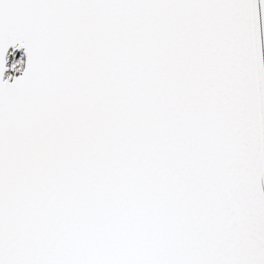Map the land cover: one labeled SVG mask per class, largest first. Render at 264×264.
<instances>
[{
  "label": "snow or ice",
  "instance_id": "6c2138e0",
  "mask_svg": "<svg viewBox=\"0 0 264 264\" xmlns=\"http://www.w3.org/2000/svg\"><path fill=\"white\" fill-rule=\"evenodd\" d=\"M0 264H264V0H0Z\"/></svg>",
  "mask_w": 264,
  "mask_h": 264
}]
</instances>
